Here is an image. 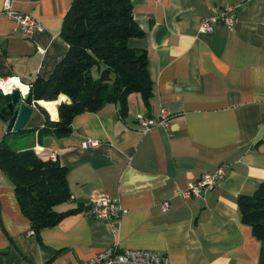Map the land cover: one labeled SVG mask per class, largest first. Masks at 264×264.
Returning a JSON list of instances; mask_svg holds the SVG:
<instances>
[{
	"label": "crops",
	"instance_id": "obj_1",
	"mask_svg": "<svg viewBox=\"0 0 264 264\" xmlns=\"http://www.w3.org/2000/svg\"><path fill=\"white\" fill-rule=\"evenodd\" d=\"M72 1L13 0L15 10L44 25L27 36L0 0V78L31 84L52 73L68 51L61 33ZM131 2L144 34L129 44L147 52L149 105L134 93L125 117L106 102L77 114L67 136L32 131L7 138L14 151L33 148L67 167L71 197L56 209L77 211L37 234L0 167V264H75L111 244L156 251L171 264H259L261 243L243 222L238 198L253 195L264 180V0ZM227 3L235 6L234 31L216 24L201 32L203 18ZM92 74L98 77V69ZM62 101L68 96L52 100L55 114L36 105L24 129L44 125L43 109L58 120ZM162 107L172 114L168 127L143 132L138 114L159 118ZM6 133L0 118V142ZM88 139L100 143L83 147ZM222 164L226 176L215 187L200 197L178 195ZM98 194L119 197L128 214L110 221L85 215V203Z\"/></svg>",
	"mask_w": 264,
	"mask_h": 264
},
{
	"label": "trees",
	"instance_id": "obj_2",
	"mask_svg": "<svg viewBox=\"0 0 264 264\" xmlns=\"http://www.w3.org/2000/svg\"><path fill=\"white\" fill-rule=\"evenodd\" d=\"M143 34L131 0L72 1L61 33L68 51L48 77L39 75L31 83L34 98L50 102L42 104L53 114L56 108L52 100L65 94L69 101L58 104V120L51 119L43 109L46 114L43 126L7 132L0 142V167L13 181L21 210L37 234L77 211L56 209L71 197L67 167L59 160L41 158L33 148L14 151L7 138L32 131L39 135L67 136L77 114L98 111L106 102L116 103L120 115L125 117L134 93L149 105L153 82L147 52L129 44L130 38ZM94 68L99 71L98 77L92 74ZM238 204L243 222L251 226L261 243L259 264H264V180L253 195H241Z\"/></svg>",
	"mask_w": 264,
	"mask_h": 264
},
{
	"label": "built area",
	"instance_id": "obj_3",
	"mask_svg": "<svg viewBox=\"0 0 264 264\" xmlns=\"http://www.w3.org/2000/svg\"><path fill=\"white\" fill-rule=\"evenodd\" d=\"M3 12L15 21V30L22 31L25 35L30 36L36 32L44 30L42 22L35 17L17 11L13 8V0H4ZM216 24H223L229 31H234L237 25V16L235 6L227 3L221 11L214 16H208L201 21L200 31L211 33ZM44 52V49H38ZM18 80V83L13 82ZM3 82L0 86L2 93L6 94L14 89H19L24 95L31 90V84L23 82L18 76H10L8 78H0ZM172 117L171 111L162 107L160 117L155 118L147 114H138L137 122L140 129L146 132L155 125L168 127ZM100 141L96 139H88L82 142L83 147H97ZM226 176L225 165L222 164L215 168L212 172L202 174L194 183L187 188L181 189L178 195L187 198L190 196L200 197L206 190L215 187ZM170 202L162 203V209L168 210ZM83 213L89 217L101 218L103 220H120L128 214L119 197H113L108 194L93 195L85 203ZM75 264H171L168 258L156 251L143 248H126L120 249L117 245L111 244L96 253L91 258L80 260Z\"/></svg>",
	"mask_w": 264,
	"mask_h": 264
},
{
	"label": "water",
	"instance_id": "obj_4",
	"mask_svg": "<svg viewBox=\"0 0 264 264\" xmlns=\"http://www.w3.org/2000/svg\"><path fill=\"white\" fill-rule=\"evenodd\" d=\"M36 105L45 106L34 99L32 89L26 95L19 89L7 94L0 90V118L7 122V132L23 130Z\"/></svg>",
	"mask_w": 264,
	"mask_h": 264
},
{
	"label": "clouds",
	"instance_id": "obj_5",
	"mask_svg": "<svg viewBox=\"0 0 264 264\" xmlns=\"http://www.w3.org/2000/svg\"><path fill=\"white\" fill-rule=\"evenodd\" d=\"M13 82L18 83V80H14ZM2 84H3V82H0V86H2Z\"/></svg>",
	"mask_w": 264,
	"mask_h": 264
}]
</instances>
